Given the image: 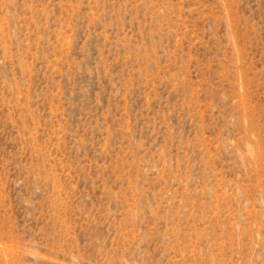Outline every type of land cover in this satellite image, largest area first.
<instances>
[{"label": "rangeland", "instance_id": "rangeland-1", "mask_svg": "<svg viewBox=\"0 0 264 264\" xmlns=\"http://www.w3.org/2000/svg\"><path fill=\"white\" fill-rule=\"evenodd\" d=\"M0 264H264V0H0Z\"/></svg>", "mask_w": 264, "mask_h": 264}]
</instances>
